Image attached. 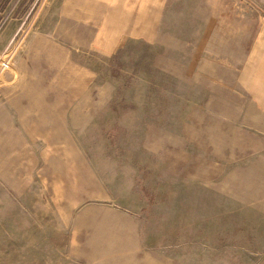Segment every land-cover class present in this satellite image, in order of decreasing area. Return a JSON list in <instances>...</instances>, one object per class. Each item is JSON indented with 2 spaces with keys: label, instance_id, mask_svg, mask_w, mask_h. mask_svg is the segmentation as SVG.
I'll return each instance as SVG.
<instances>
[{
  "label": "rangeland",
  "instance_id": "rangeland-1",
  "mask_svg": "<svg viewBox=\"0 0 264 264\" xmlns=\"http://www.w3.org/2000/svg\"><path fill=\"white\" fill-rule=\"evenodd\" d=\"M56 1L0 0V264H264L247 164L167 144L206 98L187 71L214 0L171 1L147 40L113 9L91 26L105 39L50 47L46 69L70 100L42 107L56 120L37 133H1L18 129L6 100ZM239 1L264 13V0Z\"/></svg>",
  "mask_w": 264,
  "mask_h": 264
},
{
  "label": "crops",
  "instance_id": "crops-1",
  "mask_svg": "<svg viewBox=\"0 0 264 264\" xmlns=\"http://www.w3.org/2000/svg\"><path fill=\"white\" fill-rule=\"evenodd\" d=\"M171 1L57 0L49 5L28 47L27 56L34 58L6 100L4 114L9 122L19 124L18 129L11 124L12 129L1 133H37V122L56 120L55 109L49 112L42 107L63 106L70 100L46 69L50 47L74 51L86 42L105 39L102 33L91 31V26L116 18L113 9L123 18L122 25L134 18L132 32L147 40L157 34L162 11ZM212 4L210 26L200 35L187 71L191 83L205 91L206 98L185 114L167 144L233 166L247 164V185L264 199V13L239 0H214ZM50 135L63 141V133Z\"/></svg>",
  "mask_w": 264,
  "mask_h": 264
},
{
  "label": "built area",
  "instance_id": "built-area-1",
  "mask_svg": "<svg viewBox=\"0 0 264 264\" xmlns=\"http://www.w3.org/2000/svg\"><path fill=\"white\" fill-rule=\"evenodd\" d=\"M7 67H8V66H7L5 63L2 62L1 68L4 70V69H6Z\"/></svg>",
  "mask_w": 264,
  "mask_h": 264
}]
</instances>
